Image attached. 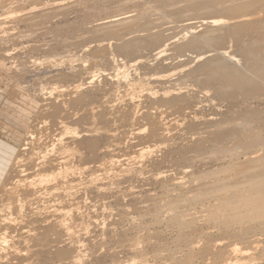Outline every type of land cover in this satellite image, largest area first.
I'll use <instances>...</instances> for the list:
<instances>
[{"label": "rangeland", "instance_id": "obj_1", "mask_svg": "<svg viewBox=\"0 0 264 264\" xmlns=\"http://www.w3.org/2000/svg\"><path fill=\"white\" fill-rule=\"evenodd\" d=\"M193 2L0 0V128L17 143L0 179V209L30 127H51L53 105L62 113L49 138L66 122L98 142L95 157L83 156L76 192L61 194L73 209L70 228L49 215L53 246L34 247V264H264L263 186L249 163L264 154L251 141L264 129V91L245 95L237 80L210 79L218 51L198 56L207 49L188 45L206 32ZM126 40L130 51L121 49ZM240 47L227 50L241 58ZM220 62L248 66L229 54ZM77 85L87 98L73 105ZM29 156L26 173L36 167Z\"/></svg>", "mask_w": 264, "mask_h": 264}, {"label": "bare ground", "instance_id": "obj_2", "mask_svg": "<svg viewBox=\"0 0 264 264\" xmlns=\"http://www.w3.org/2000/svg\"><path fill=\"white\" fill-rule=\"evenodd\" d=\"M192 6L200 13L197 18L201 20L198 22L204 26L206 32L192 34L188 38V45L195 49H207L200 52L201 54L198 56L208 51H218L217 55L209 58V65L206 66L210 79L237 80L232 84L241 89V93L245 95L263 92L264 0H195ZM184 9L185 7L180 8L177 12ZM216 13L218 14L216 15ZM118 19L121 20L117 17L105 24L110 25L117 22ZM189 27L194 26L190 25ZM194 32L191 29L186 31V33ZM233 43L241 44L239 49L241 58L227 50L228 45ZM133 46L131 40H126L122 43L121 49L130 51ZM226 54H229L231 58H237L238 61L243 59L248 64L247 69L241 70L235 66L230 68L221 63L220 58ZM216 63L219 69L214 67ZM76 87V94L68 99V102L73 105L81 104L87 98L85 93L78 92L80 85ZM53 106L54 111L51 113L53 124L47 129L55 125L54 123L62 113L60 105ZM42 124H44L43 121ZM47 129H44L40 124L30 127L21 147L23 152L19 153V156L14 160L16 175L12 177L11 182L2 186L1 192H4L8 197V201L3 203L0 209V212L5 213L0 223V264H34L36 260L34 247L43 250L51 249L53 245L49 237L53 225L49 221L50 216L54 217L58 214L61 218L60 222L67 229L70 228L68 221L72 217L73 209H66L62 206L61 194L72 195L76 192L77 181L86 170L81 166L83 156L95 157L98 142L96 143L94 137L87 138L88 134H82V131L77 127L63 122L58 137L52 136L53 138H49ZM94 130L96 129H93V132ZM85 140H87L86 145ZM251 141L258 142L261 147H264V129L253 132ZM25 155H30L28 157L30 163L34 162L36 166L30 173H26L27 168L24 167L26 165L24 162L27 159ZM35 160L38 162L35 163ZM249 163L251 166H259L253 174L258 178V184L263 186L257 197L261 201L259 215H262L264 214V154L259 156L255 154L249 157ZM90 177L92 182L99 178L93 170ZM22 190L25 196L20 193ZM34 203H42L43 207L37 205L34 214L30 215L27 210ZM39 216L46 223L45 226L38 225L37 217ZM19 231L21 232L19 233ZM234 251L240 252L241 250L235 248ZM127 264L137 263L133 261Z\"/></svg>", "mask_w": 264, "mask_h": 264}, {"label": "crops", "instance_id": "obj_3", "mask_svg": "<svg viewBox=\"0 0 264 264\" xmlns=\"http://www.w3.org/2000/svg\"><path fill=\"white\" fill-rule=\"evenodd\" d=\"M3 92L0 90V125L3 123V118H4V96L2 94ZM11 136L10 134H7L0 128V179L2 174L4 175L5 173V166L6 165V156L8 151L14 150L17 148L15 142L10 141Z\"/></svg>", "mask_w": 264, "mask_h": 264}]
</instances>
